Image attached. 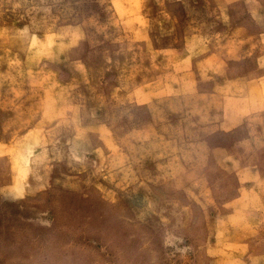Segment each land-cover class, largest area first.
I'll list each match as a JSON object with an SVG mask.
<instances>
[{
	"label": "rangeland",
	"instance_id": "1",
	"mask_svg": "<svg viewBox=\"0 0 264 264\" xmlns=\"http://www.w3.org/2000/svg\"><path fill=\"white\" fill-rule=\"evenodd\" d=\"M0 264H264V0H0Z\"/></svg>",
	"mask_w": 264,
	"mask_h": 264
}]
</instances>
